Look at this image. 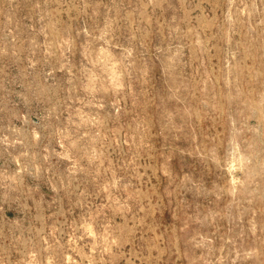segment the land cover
<instances>
[{
  "label": "rangeland",
  "instance_id": "374dc122",
  "mask_svg": "<svg viewBox=\"0 0 264 264\" xmlns=\"http://www.w3.org/2000/svg\"><path fill=\"white\" fill-rule=\"evenodd\" d=\"M0 264H264V0H0Z\"/></svg>",
  "mask_w": 264,
  "mask_h": 264
}]
</instances>
